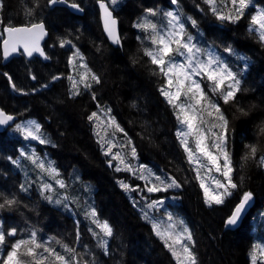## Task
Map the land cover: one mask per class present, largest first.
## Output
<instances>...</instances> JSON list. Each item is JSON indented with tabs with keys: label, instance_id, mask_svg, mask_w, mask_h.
Returning a JSON list of instances; mask_svg holds the SVG:
<instances>
[{
	"label": "trees",
	"instance_id": "obj_1",
	"mask_svg": "<svg viewBox=\"0 0 264 264\" xmlns=\"http://www.w3.org/2000/svg\"><path fill=\"white\" fill-rule=\"evenodd\" d=\"M68 1L79 3L84 15L77 16L66 7L53 8L48 0H0V31L7 24L44 20L50 31L53 54L47 62L21 57L0 64V109L21 120L39 117L46 122L54 146L52 152H47L45 146L40 150L47 153V162L55 159L61 170L60 174L49 176L27 158L31 156L27 152L15 157V152L25 146L16 126L0 133V155L6 158L5 162L0 157L3 186H0V203L5 199L16 201L0 209V230L17 231L16 236L6 237L7 243L0 246V264L10 245L19 239H29L32 232H36L39 241L50 244L62 254L61 245L75 248L88 264H176L163 241L120 188L123 178L114 183L106 166L109 160L93 128L103 129L101 121L110 117L124 130L115 134L121 137L130 134L143 160L157 159L167 171L190 186L187 202L186 193L183 190L179 193V207L195 231L198 264H252L250 252L254 243L250 216L237 229L227 230L225 215L236 202L228 200L224 206L211 209L203 205L201 190L175 134V111L160 92L165 78L144 55V49L151 45L146 38L148 33L135 25L149 15L142 13L134 17L147 1V5H155L160 0H130L127 4L124 0L117 4L108 0L120 19L122 47H114L104 36L96 7L98 0ZM193 3L197 6L191 5ZM258 3L264 6L263 0ZM177 6L182 14L187 8L190 10L189 18L197 22L206 43L220 49L238 48L251 59V70L240 85L241 91L233 102L223 107V112L226 111L227 136L236 159L235 180L242 190L239 194L247 189L254 192L255 206L260 209L264 201V167L259 163V157L264 156L261 132L264 127V43L259 41L257 33L249 31L248 14L238 23L220 27L213 22L215 16H210L203 0H178ZM155 11L158 14L149 17L152 22L162 19L164 12ZM61 41L70 43L61 47ZM77 52L79 57L75 55ZM82 65H87L100 82L91 80L89 74L87 83L91 87L78 83L80 94L73 95V80L79 82L81 74L86 72L82 71ZM97 110L101 120L90 121L89 116ZM108 130L111 134L114 132V128ZM249 145L257 146V158L245 162L243 157ZM74 166L79 170L73 181L67 179L65 187L61 188L64 197L60 198L55 189H42L45 183L56 186V176L66 178ZM29 169L40 172L34 173V177L29 175L28 182H23L22 175ZM4 179L10 182L12 196ZM47 196H51V201L45 198ZM57 200L61 203H55ZM90 205L99 221L102 218L112 225L113 236L107 240V253L99 246L103 234L88 215L92 210Z\"/></svg>",
	"mask_w": 264,
	"mask_h": 264
},
{
	"label": "snow or ice",
	"instance_id": "obj_2",
	"mask_svg": "<svg viewBox=\"0 0 264 264\" xmlns=\"http://www.w3.org/2000/svg\"><path fill=\"white\" fill-rule=\"evenodd\" d=\"M116 2L117 0H111L112 4H116ZM171 2L178 5V0H171ZM48 3L52 5L68 3V0H48ZM204 3L209 5V10L217 20L230 23H238L245 16L246 10L252 7V0H204ZM71 7L78 9L79 5L72 3ZM100 7L104 14L105 31L113 43H119L115 27L117 21L112 17V12L109 11L108 6L103 3V0H101ZM148 14L156 16L158 13L152 9H148ZM164 16L167 18V24L163 27H159L148 19L137 23L135 26L148 33L146 38L150 41L151 47L144 49V55L156 67L158 74L162 75L166 80V84L160 89V92L165 97L167 103L172 106L178 123L184 128V130L178 129L176 135L184 152L187 154L189 162L195 163L198 166L196 168V178L200 181L205 203L210 207L213 204L220 205L224 203L226 197L232 195L231 190L236 189L238 185L233 182L232 173L234 169L227 150L228 120L221 111L220 106L205 91L202 81L206 79L211 85V93L218 95L225 104H228L233 102L236 99L237 93L241 91V80L231 70L229 65L218 56L201 49L193 43V37L187 32L185 22L178 8L175 12L168 11L164 13ZM188 19L191 20L192 26L195 27L197 22L191 18ZM249 31L257 33L259 41L264 43V10H258L255 14L251 15ZM4 32L7 33V38L3 40V56L5 58L19 52L21 49L29 57L33 56L34 53L45 56L40 46V41L47 35L42 22L21 27H6ZM65 43L70 42L61 41L60 46L63 47ZM227 51L230 52L231 49H227ZM75 55L79 57L80 54L77 52ZM177 57H181L182 59L177 60ZM45 58L47 57L45 56ZM80 58L82 59V57ZM83 67L87 68L86 65H83ZM154 74H157V72H154ZM88 78L89 73L85 72L81 74L79 82L73 80V95L80 94L77 87L78 83H84L85 88L91 87L87 83ZM90 78L96 83L100 82L95 74H91ZM53 79H56V77ZM69 79L71 80L72 78L69 77ZM9 80H11V77H9ZM11 120H13L11 115L0 111V125H6ZM89 120L100 121L101 118L96 112H93L89 116ZM101 123L104 125L103 130L106 134L108 128H114L113 135L115 132L124 131L115 118L110 117L106 121H101ZM214 129H220L221 131L216 132ZM16 131L24 134L25 138L38 139L41 144L50 142L40 138L38 135L40 126L35 122L27 126L18 124L16 125ZM261 132L264 134V127H262ZM189 137L192 138L195 148L190 146ZM100 143L102 147L105 144L108 145L105 155H111L113 159L119 160L120 164H125L124 158L119 153H112L114 145L111 141L105 139V137H101ZM248 149V153L243 157L245 162L257 158V146L249 145ZM21 155H24V153H21ZM132 155H136L134 147L132 148ZM201 156L207 161L206 165L201 163ZM27 158L49 176L58 175L57 170L52 166L51 162H48L46 165L38 157L29 156ZM221 160L223 161L222 163ZM13 163H16V161H13ZM259 163L260 166L264 167V156L259 157ZM200 168H207L209 172L214 169L217 173H220L223 180L213 177L212 181L215 188H210L205 183L204 178L200 176ZM124 170L131 171L132 169L130 165L125 164ZM116 171H121V168L117 166ZM140 178L147 179L144 176ZM155 179L159 181V184L153 183L151 187H148L147 191L149 193L180 187V184L175 179H171L170 183H165L159 176H156ZM149 182L151 183V181ZM57 183L61 188L65 187L63 181L57 180ZM121 186L125 190L129 189V185L123 182H121ZM51 188L50 184L45 183L42 185L43 190H51ZM45 198L49 201L52 199L51 196ZM251 200L252 193L246 192L232 215L226 221V224L235 225ZM15 203V200L5 199L3 203H0V209H3L6 205L11 206ZM55 203L59 204L61 201L57 200ZM162 203L163 201H153L148 205V208H155ZM88 215L92 218V222L97 228L100 229L103 237L113 236V228L107 221L101 222L96 218L97 213L94 208ZM144 215L145 218H148L147 213ZM167 219L168 221H173L171 214L168 215ZM178 227L179 230H177ZM152 228L155 234L164 242L165 247L176 260V264H198L196 254L193 251L194 241L192 233L187 226H184L182 220L169 223L163 228L160 223L154 222L152 223ZM16 235V229H12L7 233L0 230V246L7 243L6 237ZM93 235L98 236L99 233H93ZM77 238H79V235ZM57 243L60 242L57 241ZM107 243V240L100 239L99 246L106 253ZM61 246L64 248V254L58 252L50 244L39 241L36 232H32L29 239H19L10 245V250L7 251L2 264H88V261L77 253L75 248L67 245ZM255 247L260 251L261 256H264V246L256 245ZM251 259L252 264H257L255 250ZM261 264H264V261Z\"/></svg>",
	"mask_w": 264,
	"mask_h": 264
},
{
	"label": "rangeland",
	"instance_id": "obj_3",
	"mask_svg": "<svg viewBox=\"0 0 264 264\" xmlns=\"http://www.w3.org/2000/svg\"><path fill=\"white\" fill-rule=\"evenodd\" d=\"M91 1H93V0H91ZM125 1V3L127 4L128 2H130V0H124ZM264 1V0H263ZM119 2V0H117V2H116V4ZM149 3V1H147V3L145 4L146 6H144V7H142V9L138 12L139 14H137V15H135V17H134V19L136 18V17H138L139 15H141L142 13H144V15L145 14H148V9H152V10H158V12H159V14H162V11H164L163 12V14H162V20L161 21H159V26L160 27H163L164 25H166L167 24V18L164 16V13H166V12H168V11H176V9H175V7L174 6H172L171 5V3L169 2V0H160L158 3H156L155 5H153V4H149V5H147ZM191 5H193V6H197V3H193V4H191ZM96 7H97V9H99V6H98V4L96 3ZM154 10V11H155ZM258 10H264V7L263 6H261V5H259L258 3H252V7L249 9V11H250V17H249V19H248V21H249V26H250V18H251V15H253V14H255V12L256 11H258ZM188 11H190L188 8L186 9V14L187 15H190L189 14V12ZM73 14H75V13H73ZM211 14H212V12H211ZM75 15H77V16H82V14H75ZM149 15V14H148ZM213 15V14H212ZM149 17H153V16H148V17H146L147 19H149V20H153V19H150ZM213 17V16H212ZM41 22H44V20H36L35 21V23H41ZM152 22V21H151ZM213 22L214 23H219L220 21H217V20H214V18H213ZM227 25H229V24H227ZM199 26L196 28V27H193V26H189V28L187 29V32L193 37V43H195L198 47H200L201 49H203V50H206V51H209V52H212L214 55H216L215 53H216V51L214 50V49H212V46L210 45V44H208V43H206L205 42V40H204V37H203V34H202V30L199 28ZM199 31V32H198ZM232 42H233V40L231 41V44H232ZM238 51H240V52H242V53H244V54H247L246 52H244V51H242V50H240V49H238V48H236ZM46 50H47V54H48V56L51 58V56H53V54L51 53L52 52V50H51V46H48L47 48H46ZM248 55V54H247ZM56 56H57V54H56ZM217 56V55H216ZM220 57H222L221 55H220ZM182 58L181 57H177V60H181ZM10 61H12V59L10 60ZM10 61H8L6 64H8ZM225 62V61H224ZM87 66V65H86ZM235 67H238V68H240L241 67V63H237L236 64V66ZM81 68H82V71L84 70V71H86V72H88L90 75H91V71L89 70V68L87 67V68H85V67H83V65L81 66ZM231 70H232V68H231ZM233 71V70H232ZM234 72V71H233ZM239 78V77H238ZM199 79V78H198ZM240 80H241V83H242V81H243V79L242 78H239ZM204 81V82H203ZM202 81V86L205 88V91L209 94V96H210V98L215 102V103H217L219 106H221V107H225V106H227L226 104L224 105V106H222V105H220L219 103H218V99H219V96L218 95H215V94H212L211 93V91H210V88H211V85L209 84V82L205 79V80H203ZM205 83V84H204ZM165 84H166V80H165V82H164V85H163V87L165 86ZM224 112L226 113V111L224 110ZM223 112V113H224ZM96 113L99 115V117H101V114L99 113V111H96ZM225 113H224V115H225ZM173 115H174V117L176 118V114L173 112ZM225 117H226V115H225ZM227 118V117H226ZM176 121H177V119H176ZM32 122H35L36 124H39L38 122H37V120L36 119H28V120H26V123H25V125L27 126V125H30ZM39 126H40V131H39V133H38V135L40 136V138H42V139H45V140H47L46 138H48V140L47 141H50L49 143H45V145H46V149H47V151H49V152H52L51 151V149H52V147L54 146V139H53V136H52V134H51V131L49 130V129H47V128H45V127H43V126H41L40 124H39ZM182 128V130H184V128H183V126L182 125H180L179 123H178V121H177V126H176V130H175V134L177 133V130L179 129H181ZM214 131H216V132H219V131H221L220 129H214ZM227 131H228V129H227ZM93 132H94V134H95V136H96V138H98L99 139V141H100V138L101 137H105V139H107V140H109V141H111V143L114 145V147L112 148V153L113 154H115V153H119L120 154V156H122L123 158H124V160H125V162H126V160H129L134 166H136L137 168H138V171L141 173V175L139 176V180L137 181V180H135V179H133V178H131L128 174H127V172H125L123 169H124V164H120L119 163V160H116V159H113L112 158V156L111 155H106V156H108L109 157V159H110V163H115L117 166H119L120 168H121V171H115L113 168H111V167H108L107 165V167H108V169L111 171V175H112V178H113V180L115 181V182H117V180H120V179H122L121 180V182H123L124 184H131V189H132V191H133V193H135L136 195H138L139 196V198H140V200H142V201H147L148 199H149V195H148V191H147V183H149V184H151V186H152V184L153 183H155V184H159V181H157L156 179H155V177L156 176H159L160 178L162 177V175H163V180L165 181V183H167V181H168V179H166V177H165V175L164 174H162V175H160V174H158V173H156L154 170H148V169H151L152 167L149 165V164H146L144 161H143V159H142V156H141V153H140V151H139V148L136 146V144L134 143V141H133V139L131 138V136H130V134L129 135H123L122 137H121V134H119V137L117 138V137H115L113 134H103L102 133V131L101 130H99L98 129V127H96V128H93ZM97 133H99V135H97ZM48 134V135H47ZM130 136V137H129ZM25 137V136H24ZM176 137H177V135H176ZM27 140H29L30 141V143H28V146L32 149V152H34L35 150H37V146H36V144L37 143H40L39 142V140L37 139V140H33V139H31V138H26ZM178 139V138H177ZM118 141H120L119 143H118ZM129 141H131V143H129ZM179 141V140H178ZM180 143V142H179ZM189 143H190V146H192L193 148H195V145H194V142L192 141V138L191 137H189ZM180 146H181V144H180ZM107 147H108V145L107 144H105L104 145V147H102L101 146V143H100V148L102 149V151L105 153V151L107 150ZM135 148V150H136V155L135 156H133L132 155V148ZM232 147H233V145H232ZM181 148H182V150H183V147L181 146ZM22 149H25V147H22ZM40 152H41V150H39ZM184 151V150H183ZM213 151L215 152V150L213 149ZM35 153V152H34ZM197 155H199V154H197ZM1 156V155H0ZM17 156H19V155H16L15 157H17ZM55 156V155H54ZM153 163H156V161H157V159H155V158H153V157H148ZM54 160L55 159H53V162H54ZM200 161H201V163L202 164H207V161L204 159V157H200ZM223 161L221 160V163H222ZM195 164V163H194ZM196 165V164H195ZM143 166V167H142ZM116 167V166H115ZM198 167V166H197ZM117 168V167H116ZM78 170H79V167L78 166H74L71 170H70V172L66 175V177H67V179H69V181L71 182V181H73V179L76 177V175H77V173H78ZM180 170V169H179ZM18 171V170H17ZM38 172H40L39 170H37V169H29V170H27L26 172H25V174L24 175H22V177H23V182H28V176L29 175H32L33 176V174L34 173H38ZM0 173H1V171H0ZM178 173H181V170L180 171H178ZM200 174H201V176H202V178H204V180H205V183L210 187V188H215V185H214V183H213V181H212V178L213 177H215V178H217V179H221V178H219L218 176L220 175V173H217L214 169L211 171V172H209L208 170H207V168H200ZM180 175V174H179ZM141 176H144V177H147V179H141L140 177ZM180 176H182L183 177V175H180ZM34 177V176H33ZM171 177V176H170ZM184 178V177H183ZM170 179H173V177L172 178H170ZM57 180H59V178L56 176V185H57ZM222 180V179H221ZM239 180H240V183H242V178H241V176H239ZM4 181L6 182V186H7V191L10 193V195L12 196V188H10V182L8 183L7 181H9V180H5L4 179ZM149 181H151V183L149 182ZM114 182V183H115ZM121 182H120V184H121ZM171 182V180H169L168 181V183H170ZM183 183V191L186 193L184 196H185V199H186V202H187V199H188V195L190 194V190H191V188H190V186L184 181V182H182ZM35 185H37L36 183H35ZM0 186L3 188V186H2V181H0ZM175 187H173V188H169L167 191H169V190H171V189H174ZM222 191V190H221ZM232 192H233V189L231 190ZM162 192H166V191H162ZM150 194H152V193H150ZM236 199H237V197L235 198V201H236ZM177 201L176 202H174V203H169L168 204V206H167V208L168 209H166L165 208V206H164V203H162V204H160V205H157L155 208H148V205L150 204V203H152L153 201H164V199H159L157 196H154V198L152 199V201H150L149 203H147L146 204V211H147V214L148 215H150L151 216V219H150V221L152 222V223H154L155 221H157V220H160V224H161V227L163 228V227H166L167 226V224H169V223H172V222H179V221H181V220H178V219H176L175 217H174V215H173V221H168V215L171 213V211L172 212H175L176 213V215H178V216H182V217H184V218H186L185 217V215L181 212V210H180V207H179V204H180V196L178 195L177 196V199H176ZM204 201H205V198H204ZM203 205L207 208V209H211V208H209L208 207V205L204 202L203 203ZM90 206H92V205H90ZM157 214V215H156ZM260 214V212H257L255 215H253L252 217H250L249 219L251 220V222H252V224H253V226H252V230H253V232H254V234H255V236H256V241H255V246L256 245H262V246H264V244L263 243H261L259 240H258V236L259 235H261L262 236V238H264V219L261 221V223L259 224L258 222L256 223L255 222V220L257 219L256 218V216L257 215H259ZM104 221H107V220H105V219H102L101 218V222H104ZM108 222V221H107ZM183 222H184V226H187L188 227V229L190 230V228H189V226H188V224L183 220ZM156 223H158V222H156ZM23 227V226H22ZM177 230H179V227H178V229ZM260 230V231H259ZM21 231H22V229H21ZM254 246V248L252 249V253H251V256H252V254H253V252H254V250H255V254H256V256H257V263H261L262 261L261 260H259L260 259V257H263V256H261V254H260V251L258 250V249H256V247ZM132 248H133V246H132ZM258 261H260V262H258Z\"/></svg>",
	"mask_w": 264,
	"mask_h": 264
},
{
	"label": "water",
	"instance_id": "obj_4",
	"mask_svg": "<svg viewBox=\"0 0 264 264\" xmlns=\"http://www.w3.org/2000/svg\"><path fill=\"white\" fill-rule=\"evenodd\" d=\"M72 3H73V2H69V1H68V3H57V4H54V5H52V4H51V5H52V6H55V5L65 6V7L69 8V10H70L71 12H74V13H77V14H84V10L81 8V6H80L78 3H76V4L79 5V8H78V9H76V8H72V7H71V4H72ZM100 3H101V1H98V6H99V11H100V16H101L102 27H103L104 33H105L106 37L109 39V41H110L114 46H116L117 43H113V41L109 38L108 33L105 31V26H104V14H103V11H102V9H101V7H100ZM103 3H105V4L108 6L109 11L112 12V17L117 21L116 26H115V27H116V33H117V35H118V37H119V41H121V35H120V20H119V18L115 15V13L111 10V8L109 7L108 3H107L106 1H103ZM42 23L44 24V26H45V30H46V32H47V35L44 36V38L40 41V46H41V48H42L43 51H44V48H43V41L47 38L49 32H48V30H47V28H46L45 23H44V22H42ZM30 25H31V24H30ZM21 26H28V25H26V24H20V25H16V26H14V27H21ZM6 38H7V33L5 32V38H4V39H6ZM2 44H3V43H2ZM21 50H22V49H21ZM21 50H20V51H21ZM20 51L17 52V53H14V54H12V55H10V56L7 57V58L4 57L5 61H6V62H7V61H10L14 56H17V55L20 53ZM22 51H23V50H22ZM44 53H45V51H44ZM25 55H26V54H25ZM26 56H27V55H26ZM33 56H39V57H41V58L46 59V58H45L46 54H45V56H41L39 53H34ZM33 56H31V57L27 56V57H28V58H32ZM4 113H5V112H4ZM5 114H6V113H5ZM11 121H13V120H11ZM11 121H9V123H10ZM6 125H7V124H6ZM3 126H5V125H0V128L3 127ZM253 201H254V198H253V196H252V200L248 203V205L246 206L244 212H242L240 219L238 220V222H237L235 225H227L226 222H225V227L228 228V229H231V230H235V229H237V228L242 224L243 219H244V218L247 216V214L250 212V210H251V208H252V206H253Z\"/></svg>",
	"mask_w": 264,
	"mask_h": 264
},
{
	"label": "flooded vegetation",
	"instance_id": "obj_5",
	"mask_svg": "<svg viewBox=\"0 0 264 264\" xmlns=\"http://www.w3.org/2000/svg\"><path fill=\"white\" fill-rule=\"evenodd\" d=\"M50 5V4H49ZM223 27H225V26H223ZM0 157H2V156H0ZM201 195H202V200H203V203L205 202L204 201V195L201 193ZM239 203V200H237V202H236V204L234 205V206H231V208H229L228 210H227V212H226V217H227V219L232 215V213H233V211H234V209H235V207L237 206V204ZM210 208V207H209ZM261 208H262V210H257V209H254V210H252V211H250V214H249V216L250 217H252L253 215H255L257 212H262L263 213V211H264V201H263V204H262V206H261Z\"/></svg>",
	"mask_w": 264,
	"mask_h": 264
},
{
	"label": "bare ground",
	"instance_id": "obj_6",
	"mask_svg": "<svg viewBox=\"0 0 264 264\" xmlns=\"http://www.w3.org/2000/svg\"><path fill=\"white\" fill-rule=\"evenodd\" d=\"M81 7H82V6H81ZM14 116H16V115H14ZM16 117L18 118V116H16ZM18 119H19V118H18ZM247 217H248V216H247ZM225 229L230 230V229H228V228H226V227H225Z\"/></svg>",
	"mask_w": 264,
	"mask_h": 264
}]
</instances>
